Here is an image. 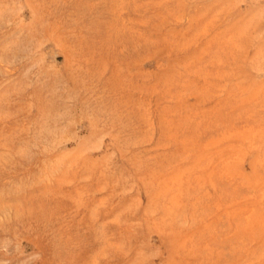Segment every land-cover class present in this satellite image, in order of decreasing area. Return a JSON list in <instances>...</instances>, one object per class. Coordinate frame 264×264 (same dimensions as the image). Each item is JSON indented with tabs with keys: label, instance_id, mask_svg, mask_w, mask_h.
Instances as JSON below:
<instances>
[{
	"label": "rangeland",
	"instance_id": "374dc122",
	"mask_svg": "<svg viewBox=\"0 0 264 264\" xmlns=\"http://www.w3.org/2000/svg\"><path fill=\"white\" fill-rule=\"evenodd\" d=\"M0 264H264V0H0Z\"/></svg>",
	"mask_w": 264,
	"mask_h": 264
}]
</instances>
